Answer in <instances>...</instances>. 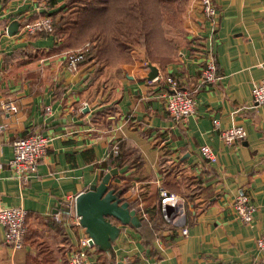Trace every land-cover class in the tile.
<instances>
[{
    "label": "crops",
    "instance_id": "1",
    "mask_svg": "<svg viewBox=\"0 0 264 264\" xmlns=\"http://www.w3.org/2000/svg\"><path fill=\"white\" fill-rule=\"evenodd\" d=\"M41 3L0 0V206L28 211L24 248L6 243L0 223V264H67L71 248L87 233L75 198L114 167L119 174L112 183L120 178L130 183L124 196L140 217L155 211L159 187L167 180L186 200V221L180 224L182 216L160 229L148 218L139 227L119 224L123 230L115 252L94 246L92 264H264V250L257 245L264 233V104L252 96L254 84L264 78V0H216L222 78L213 83L202 81L205 16L192 27L175 61L152 62L159 74L150 80V61L138 48L132 62L100 73L94 61L69 70L65 54L73 49L60 47L53 35L20 31L24 20L55 11L65 0L48 12ZM16 19L19 30L9 34ZM167 75L197 100L187 120L167 111ZM216 118L222 128L244 125L247 136L227 144ZM34 132L51 140L38 171L23 182L10 166L13 144ZM116 142L137 153L135 166L108 167V161L122 160L110 155ZM203 144L213 147L217 162L203 157ZM242 192L256 206L250 224L233 208ZM185 226L188 236L182 233Z\"/></svg>",
    "mask_w": 264,
    "mask_h": 264
},
{
    "label": "built area",
    "instance_id": "2",
    "mask_svg": "<svg viewBox=\"0 0 264 264\" xmlns=\"http://www.w3.org/2000/svg\"><path fill=\"white\" fill-rule=\"evenodd\" d=\"M201 8L208 22V33L205 36L204 47V65L202 67V81L213 83L222 78L218 70L216 43L220 28V11L216 0H200ZM54 17L47 13L32 20L22 23L20 31L22 33H35L38 31H52ZM67 67L71 71L78 69L80 63L85 60V49L68 50L66 52ZM164 82L169 86L167 93L166 108L168 113L176 120H187L196 112L197 100L192 91L183 89L176 77L167 75ZM253 101L258 104H264V78L256 82L252 88ZM50 111V107H47ZM215 126L221 129V136L227 144H233L247 136V129L244 125H232L228 128H222L219 119H214ZM51 138L42 132L30 133L15 140L14 155L10 160V166L14 170L16 177L23 182H29L30 178L38 171L42 158L48 151ZM1 151V144H0ZM201 153L210 163L218 161V155L209 144L201 146ZM110 155H120V143L112 145ZM161 211L168 220H177L182 218L185 209L186 200L177 193H170L160 185ZM171 208V211H169ZM233 208L238 218L245 223H252L256 206L251 200V196L245 192L238 194L233 202ZM27 216L28 211L22 206H0V223L5 227V241L13 249L24 247L27 234ZM183 235L188 236L189 228L184 227ZM257 245L264 250V233L257 239ZM94 246L91 244V237L88 233L81 236L76 244L71 248L67 257V264H92L91 254Z\"/></svg>",
    "mask_w": 264,
    "mask_h": 264
},
{
    "label": "trees",
    "instance_id": "3",
    "mask_svg": "<svg viewBox=\"0 0 264 264\" xmlns=\"http://www.w3.org/2000/svg\"><path fill=\"white\" fill-rule=\"evenodd\" d=\"M57 2L58 0H42L40 6L47 9L48 12V9ZM180 3H182L181 0H65L63 7L48 12L54 17L53 30L38 31L32 35H53L56 44H59L60 47L84 48L85 60L82 63L94 61L98 64V73L107 66H119L132 62L134 49L138 47L144 48L150 60L160 62L161 66H166L170 61L157 60L160 55L158 50L160 44L166 48L170 47V51L175 48V43L169 41L166 34L169 32L170 25L175 22L181 12ZM32 19L34 18L26 19L23 22ZM204 42L201 44L203 52ZM164 59L166 60V57ZM120 155L122 160L115 164L108 161V167H122L128 163L131 167L139 162L137 153L132 149L130 151L123 150L122 143L120 144ZM167 166V164L162 165L164 172ZM164 186L170 193L176 191V187L167 180H165ZM112 187L128 190L130 183H126L120 178L112 183ZM161 200L160 195L159 205L155 206L153 213L151 211L150 214L144 216L142 222L148 218V220L154 221L156 228L159 229L164 223L170 222L162 214ZM26 238L27 234L24 246Z\"/></svg>",
    "mask_w": 264,
    "mask_h": 264
},
{
    "label": "water",
    "instance_id": "4",
    "mask_svg": "<svg viewBox=\"0 0 264 264\" xmlns=\"http://www.w3.org/2000/svg\"><path fill=\"white\" fill-rule=\"evenodd\" d=\"M20 25L19 20H13L8 26L9 34L17 33ZM148 66L150 67L148 78L155 79L159 74L158 67L152 62H149ZM118 174V167L110 168L99 184H92L75 198L76 215L79 223L90 235L91 244L112 254L115 252L113 244L123 230L121 225L139 227L143 219L125 198L127 190L112 187V180ZM183 213L184 218L180 224L186 221L185 211Z\"/></svg>",
    "mask_w": 264,
    "mask_h": 264
},
{
    "label": "rangeland",
    "instance_id": "5",
    "mask_svg": "<svg viewBox=\"0 0 264 264\" xmlns=\"http://www.w3.org/2000/svg\"><path fill=\"white\" fill-rule=\"evenodd\" d=\"M180 10L181 12L178 14L177 19L173 24L169 27V32L166 34V37L172 43H175V48L172 51L169 50L170 47H164L160 44V49L158 50L160 55L157 57V60H161L162 62H173L175 61L179 53L182 50V46L186 44V36L191 32L192 27L197 25V20L202 19L204 13H201V7H199L198 0H181ZM201 4V3H200ZM201 8V9H200ZM186 40V41H185ZM81 48V47H80ZM78 48V49H80ZM141 49L146 58L150 61L147 56V52H145L144 48L138 47ZM76 50V49H73ZM166 57V60L164 59ZM161 66L160 62H154ZM81 64V63H80Z\"/></svg>",
    "mask_w": 264,
    "mask_h": 264
}]
</instances>
